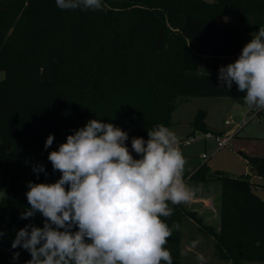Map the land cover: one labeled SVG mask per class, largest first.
<instances>
[{
	"label": "trees",
	"instance_id": "1",
	"mask_svg": "<svg viewBox=\"0 0 264 264\" xmlns=\"http://www.w3.org/2000/svg\"><path fill=\"white\" fill-rule=\"evenodd\" d=\"M103 3L104 10L69 11L59 9L56 0H0V71L6 74L0 82V190H5L0 197V264L31 259L28 251L11 245L26 225L43 227L39 213L29 219L20 216L30 207L27 182L54 183L61 175L53 171L49 152L90 119L126 131L132 151V137L147 140V130L156 124L171 126L182 100L233 93L229 91L237 90L235 84L228 90L198 72L199 57H238L264 26V0ZM239 93L243 98L245 93ZM192 126V134H221L208 128L204 111L196 114ZM49 134L54 142L45 149ZM246 158L251 174L243 177L211 173L202 164L189 178L219 182L218 231L194 212L170 204L174 214L165 222L180 225L165 245L173 264H180L185 219L214 239L216 254L225 261L264 263V200L250 179L264 182V155ZM40 164L47 175L33 171ZM16 252L19 258L14 260Z\"/></svg>",
	"mask_w": 264,
	"mask_h": 264
},
{
	"label": "clouds",
	"instance_id": "2",
	"mask_svg": "<svg viewBox=\"0 0 264 264\" xmlns=\"http://www.w3.org/2000/svg\"><path fill=\"white\" fill-rule=\"evenodd\" d=\"M56 6L69 11L106 7L103 0H56ZM218 73L222 86L230 90L235 83L245 93L244 105L264 110V26ZM147 136L132 137L130 151L126 131L90 119L49 152L53 171L61 175L54 183L27 182L30 207L20 216L39 213L43 227L26 225L11 245L30 253L25 264H173L165 245L180 225L165 222L174 214L170 204L190 202L195 190L184 181L187 161L176 133L156 124ZM53 142L49 134L45 149ZM33 171L47 175L42 164Z\"/></svg>",
	"mask_w": 264,
	"mask_h": 264
},
{
	"label": "rangeland",
	"instance_id": "3",
	"mask_svg": "<svg viewBox=\"0 0 264 264\" xmlns=\"http://www.w3.org/2000/svg\"><path fill=\"white\" fill-rule=\"evenodd\" d=\"M237 58L238 57L214 58L200 56L198 61V72L218 80L219 67L233 63ZM5 78V72L0 71V82H3ZM235 86L237 85L235 84ZM230 92L233 93L219 96L194 97L187 101L182 100L172 113L171 122L173 123L169 128L176 133L179 142L191 136L195 138V142L186 146H181L180 148L187 161L185 169L191 170V168H195L194 166L206 164L210 168L211 173L218 172V175L223 174L239 178L251 174L250 166L246 158L247 156L261 157L264 155V110L259 115L252 117V115L248 113L249 107L241 104V101H243L241 93L236 89L229 91V93ZM199 111L205 112V121L211 130L224 134H235L229 146L218 149L214 141L204 139L203 133L196 131L192 134L194 131L192 122ZM246 119L247 123L244 125L243 123ZM226 121L232 123L226 125ZM3 178V172L0 170V184ZM250 179L256 184L254 192L264 200V188L262 186L264 182L258 180L254 176H250ZM193 182L195 181L187 180L185 183L197 192L198 189L194 187L195 184ZM210 182H216L219 185V182L216 180ZM215 185L216 184H214V186ZM201 192L205 193L201 196L195 193L190 202L180 205L187 211L195 210L194 212L196 215L199 214L198 210H200L201 207L207 208L208 210L209 206L206 207L204 204H200L196 199L202 196L204 197V195L206 196L210 191L202 190ZM4 194L5 190H0V197ZM215 195L216 194H208L207 197L214 198ZM185 221L180 264H198L197 255L188 253L186 249H188L189 246H193L194 241L198 239L200 233L199 227L195 221L189 219ZM205 237L203 245L208 246L211 238L209 239L208 236ZM219 261L221 262L220 264H228L222 257H219ZM247 264L261 263L248 262Z\"/></svg>",
	"mask_w": 264,
	"mask_h": 264
},
{
	"label": "crops",
	"instance_id": "4",
	"mask_svg": "<svg viewBox=\"0 0 264 264\" xmlns=\"http://www.w3.org/2000/svg\"><path fill=\"white\" fill-rule=\"evenodd\" d=\"M207 126L210 129L208 124H207ZM201 165L202 164L194 166L195 168H191V170H187V169L184 170V174L188 175V178H187L188 181H190V179H189L190 176ZM193 183L195 184L194 187L198 189V191L195 192L197 195H200V196L203 195L205 192H201L202 190L203 191L209 190L210 193H208V194H210V195L216 194L217 195V196L215 195L214 198L207 197L208 194L206 196L204 195V197H207V198H204L203 196L197 198L196 200L200 204H202V205L204 204L206 207L209 206V209L207 210V208L205 209L202 207L200 209V206H199V209H200V210H198L199 214L196 216L202 220L203 224L212 226L218 231L220 228V207H221V186H220V184L218 185V183H216V182H214V183L213 182H210V183L193 182ZM214 184H216V185L214 186ZM214 189H215V191H214ZM218 189H219V191H218ZM188 211H190V210H188ZM194 211H191V212H194ZM191 221H193V220H191ZM185 223H186V221H184V224ZM184 224H183V236H184ZM204 238H206L205 235L200 231V233L198 235V239H196V241H194V243H193V246H189L188 249H186V251L188 253H192V254L197 255L198 264H220L221 262L219 261V256H217V254H216L214 239L213 238L210 239V237H208L211 240L210 244L208 246H204L203 245ZM182 240H183V237H182ZM227 263L232 264L231 262H228V261H227ZM261 264H264V263H261Z\"/></svg>",
	"mask_w": 264,
	"mask_h": 264
},
{
	"label": "built area",
	"instance_id": "5",
	"mask_svg": "<svg viewBox=\"0 0 264 264\" xmlns=\"http://www.w3.org/2000/svg\"><path fill=\"white\" fill-rule=\"evenodd\" d=\"M261 111H263V110L257 111L254 108H249L248 113L251 114L252 117H254V116L258 115ZM231 123L232 122H230V121L225 122L226 125H230ZM246 123H247V119L244 120L243 124L245 125ZM233 136H235V134H233V135L226 134V133L225 134L224 133L216 134L213 132H208V133L204 134V139L214 141L216 143L217 148L221 149V148H224V147H227L230 145ZM193 142H195V138L189 137L188 139L181 140L179 142V147L181 148V146H186V145H189Z\"/></svg>",
	"mask_w": 264,
	"mask_h": 264
},
{
	"label": "water",
	"instance_id": "6",
	"mask_svg": "<svg viewBox=\"0 0 264 264\" xmlns=\"http://www.w3.org/2000/svg\"><path fill=\"white\" fill-rule=\"evenodd\" d=\"M216 63V62H215ZM241 104L244 105V101H241Z\"/></svg>",
	"mask_w": 264,
	"mask_h": 264
}]
</instances>
